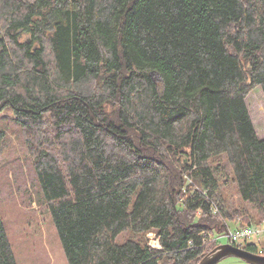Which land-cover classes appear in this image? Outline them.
Segmentation results:
<instances>
[{"label": "trees", "instance_id": "trees-1", "mask_svg": "<svg viewBox=\"0 0 264 264\" xmlns=\"http://www.w3.org/2000/svg\"><path fill=\"white\" fill-rule=\"evenodd\" d=\"M257 87L264 0H0V113L24 130L69 264H200L215 230L262 222ZM222 157L254 214L219 198ZM0 264H19L1 210Z\"/></svg>", "mask_w": 264, "mask_h": 264}, {"label": "rangeland", "instance_id": "rangeland-1", "mask_svg": "<svg viewBox=\"0 0 264 264\" xmlns=\"http://www.w3.org/2000/svg\"><path fill=\"white\" fill-rule=\"evenodd\" d=\"M33 1V0H29ZM159 78V77H158ZM157 78V80H159ZM248 98L251 116L260 135H264V94L259 87ZM248 95V96H249ZM0 130L5 138L0 149V210L7 227L19 264H69L51 211L45 203L43 190L34 168L27 138L10 107L0 113ZM221 177L219 198L229 208L247 209L253 214L252 204L242 199L232 179L231 168L225 157L216 161ZM227 178V181L225 179ZM226 206V207H227ZM226 208L227 210L229 208ZM243 224H248L244 222ZM230 229L236 227L230 223ZM219 244H226V231L218 233ZM133 233L126 231L117 237L125 242ZM154 248H161L155 231L146 235ZM264 239H256L258 245ZM216 264H251L234 255L222 258Z\"/></svg>", "mask_w": 264, "mask_h": 264}, {"label": "water", "instance_id": "water-1", "mask_svg": "<svg viewBox=\"0 0 264 264\" xmlns=\"http://www.w3.org/2000/svg\"><path fill=\"white\" fill-rule=\"evenodd\" d=\"M150 75L156 80L159 73L153 71ZM229 255L242 258L251 264H264V255L228 243L219 244L201 260L200 264H216L222 258Z\"/></svg>", "mask_w": 264, "mask_h": 264}, {"label": "built area", "instance_id": "built-area-1", "mask_svg": "<svg viewBox=\"0 0 264 264\" xmlns=\"http://www.w3.org/2000/svg\"><path fill=\"white\" fill-rule=\"evenodd\" d=\"M225 235L228 238V244L245 248L247 244L253 243L256 239H264V220L253 225H238L233 230L229 229ZM215 240H219V237H215ZM263 251L264 249L260 248L261 253L259 254L264 255Z\"/></svg>", "mask_w": 264, "mask_h": 264}]
</instances>
